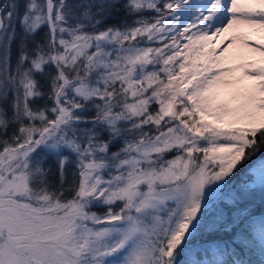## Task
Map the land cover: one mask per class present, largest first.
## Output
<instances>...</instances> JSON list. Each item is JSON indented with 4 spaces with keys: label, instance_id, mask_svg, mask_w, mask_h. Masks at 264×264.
<instances>
[{
    "label": "snow or ice",
    "instance_id": "obj_1",
    "mask_svg": "<svg viewBox=\"0 0 264 264\" xmlns=\"http://www.w3.org/2000/svg\"><path fill=\"white\" fill-rule=\"evenodd\" d=\"M0 264H264V0H0Z\"/></svg>",
    "mask_w": 264,
    "mask_h": 264
},
{
    "label": "trees",
    "instance_id": "obj_2",
    "mask_svg": "<svg viewBox=\"0 0 264 264\" xmlns=\"http://www.w3.org/2000/svg\"><path fill=\"white\" fill-rule=\"evenodd\" d=\"M252 258L255 259V260H259L260 259L258 254L256 256L252 257Z\"/></svg>",
    "mask_w": 264,
    "mask_h": 264
},
{
    "label": "rangeland",
    "instance_id": "obj_3",
    "mask_svg": "<svg viewBox=\"0 0 264 264\" xmlns=\"http://www.w3.org/2000/svg\"><path fill=\"white\" fill-rule=\"evenodd\" d=\"M257 39V37H253V40L255 41Z\"/></svg>",
    "mask_w": 264,
    "mask_h": 264
}]
</instances>
